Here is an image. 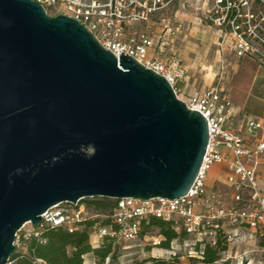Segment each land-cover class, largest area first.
Listing matches in <instances>:
<instances>
[{
    "label": "water",
    "instance_id": "1",
    "mask_svg": "<svg viewBox=\"0 0 264 264\" xmlns=\"http://www.w3.org/2000/svg\"><path fill=\"white\" fill-rule=\"evenodd\" d=\"M209 143L171 83L36 0H0V264L18 231L88 197L178 198Z\"/></svg>",
    "mask_w": 264,
    "mask_h": 264
},
{
    "label": "built area",
    "instance_id": "2",
    "mask_svg": "<svg viewBox=\"0 0 264 264\" xmlns=\"http://www.w3.org/2000/svg\"><path fill=\"white\" fill-rule=\"evenodd\" d=\"M36 1L44 6L48 14L64 13L82 22L103 47L117 56L126 53L163 75L181 99V83L188 76V66L176 53L169 56L164 54L166 42L159 45L158 51H152L156 42L146 32L124 37L123 20L129 10L128 6H122L125 0ZM144 7L147 8V4ZM237 49L240 55L252 51L241 33ZM184 102L190 109L200 111L209 126V143L203 163L186 194L174 199L119 198L115 207L106 212L89 209L82 202L83 199L77 203L62 202L46 211L41 224L32 225L25 237L39 235L49 227H62L75 232L82 230L88 219L105 218L109 224L98 226L91 237L93 243L99 244L105 236L129 241L139 236L142 222L151 217L174 221L177 226L181 224L189 233L211 245L217 244L219 231L225 224L247 225L262 235L264 188L260 183L258 168L264 156V117H248L238 121L230 94L219 85L195 89ZM222 147L228 150L227 154ZM223 162L227 163L226 182L232 189L233 206L226 203L219 191L210 190L207 184L211 167ZM8 264H15V261L10 260Z\"/></svg>",
    "mask_w": 264,
    "mask_h": 264
},
{
    "label": "rangeland",
    "instance_id": "3",
    "mask_svg": "<svg viewBox=\"0 0 264 264\" xmlns=\"http://www.w3.org/2000/svg\"><path fill=\"white\" fill-rule=\"evenodd\" d=\"M145 4L147 8L144 7ZM125 5L129 7V10L126 11V17L123 20L124 37L137 36L146 32L156 42L152 50L155 52L159 50L162 42H166L164 54L169 56L176 53L184 60L189 69L190 84L196 74V86H203L206 74L210 70L216 71L217 78L210 86H217L220 82V86H224L232 98L243 105V100L248 95L247 90L253 81L251 73L261 69L257 83L264 105V0H227V6L222 5L221 0L122 1V6ZM118 6L120 7L121 4L118 3ZM229 7L234 8V13L242 14L239 17L240 31L252 48V51L245 55H240L237 49L240 35L236 25L238 23L225 20ZM190 88L189 86L185 91V83L183 85L181 83L180 96L183 101H187L190 97ZM259 109V106L255 104L254 107L251 106L250 109L243 111L250 115H257ZM250 115L242 117H254ZM260 117H264V113ZM250 139L254 140L253 137ZM222 150H224L223 147ZM220 165L223 167L221 168ZM220 165L215 164L209 170L207 181L215 185L208 188L219 191L226 203L233 206L235 201L232 198V189L224 181L227 163H220ZM258 170L260 183L264 188V170L260 167ZM247 196L246 191L245 197ZM32 225L27 223L18 231L15 244L20 252L25 251L21 238L27 230L32 229ZM235 227H225L228 249L223 252V258H230L234 263L264 264V245H261V234L247 225L233 230ZM235 232H237L236 236ZM163 240L164 236L160 233V228L156 226L145 229V232L135 240L120 239L117 242L119 256L115 264H153L148 260L149 257L168 258L173 255V252L180 256L182 264H204L194 248L193 236L186 235L184 238L174 240L171 249L160 246ZM16 264H20L19 259Z\"/></svg>",
    "mask_w": 264,
    "mask_h": 264
},
{
    "label": "trees",
    "instance_id": "4",
    "mask_svg": "<svg viewBox=\"0 0 264 264\" xmlns=\"http://www.w3.org/2000/svg\"><path fill=\"white\" fill-rule=\"evenodd\" d=\"M221 3L227 6V0H222ZM233 11L234 8H228L225 20L236 21L238 31L242 33L239 24V17L242 14ZM82 202L89 209L98 212L110 211L116 205V199L109 197L85 198ZM107 224H109V220L105 218L88 219L84 223V228L75 232H69L62 227H49L39 235L32 234L29 237L23 235L21 242L25 247V251L16 250L11 261H15V264L17 259H19L20 264H36L39 260L44 261L46 264H115L118 261L117 242L120 239L105 236L99 244H95L91 238L98 226ZM151 226L160 228V233L164 236L160 246L164 248L171 249L174 240L190 235L194 237V248L204 264H242L234 263L230 258H223V252L228 249L226 243L228 238L225 236V227L229 226L228 224H225L219 231L216 245L198 239L195 234L189 233L181 224L177 226L174 221L157 217H151L142 222L139 236ZM261 237V245H264V226ZM148 260L153 264H182L180 256L174 252L168 258L151 256Z\"/></svg>",
    "mask_w": 264,
    "mask_h": 264
},
{
    "label": "crops",
    "instance_id": "5",
    "mask_svg": "<svg viewBox=\"0 0 264 264\" xmlns=\"http://www.w3.org/2000/svg\"><path fill=\"white\" fill-rule=\"evenodd\" d=\"M260 72H261V69H258L256 72H252L251 73L253 75V81L251 82V87L247 90L248 95H247L246 99L243 100V102H244L243 105H240L239 103H237L232 98V95L228 92L230 94L233 102H234L235 107H236V110H237V118L236 119L238 121H241L243 119L242 116H244V115H250L249 113H246L243 110L244 109H250V107L251 106L254 107L255 104L257 106H259V108H260L259 109V113H257V115H250V116L260 117V115L262 113H264V105L262 104L263 103L262 102L263 101V98L260 96V91H259L258 83H257L258 80L260 79ZM217 75L218 74L216 73V71L210 70L206 74V76L204 77V82L203 83L205 85H203V86H196V80H197V79H195L196 74L191 79V81L193 80L191 84H190V81H189V77L187 76L186 79L184 81H182V85L185 83V91L188 89L189 86L191 87L190 88L191 89L190 90V96H191L195 89L204 88V87H207V85L208 86L213 85V82L216 80ZM218 83H219V86H220V82H218ZM222 87L225 88L224 86H222ZM242 95H244V94L242 93ZM223 151L226 152L225 154L228 153V150L227 149H224ZM218 164L220 165V163H218ZM220 166H221V168L223 167L222 165H220ZM259 167H260L261 170L262 169L264 170V157H262L261 163H260V166ZM226 175H227V172H225L224 181H226ZM218 181L220 182L221 181V178ZM219 182H216V183H219ZM207 184H208V187H212V186L215 185V183L213 185L209 184L208 181H207ZM210 190H213V189H210ZM229 226H233V225H229ZM244 226L245 225L236 226L233 230H238L239 228L244 227ZM36 264H46V263L44 261L39 260Z\"/></svg>",
    "mask_w": 264,
    "mask_h": 264
}]
</instances>
